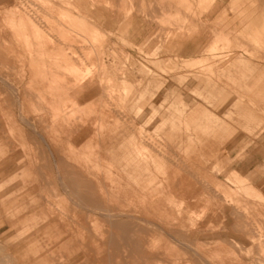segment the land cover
Returning <instances> with one entry per match:
<instances>
[{
  "label": "rangeland",
  "instance_id": "obj_1",
  "mask_svg": "<svg viewBox=\"0 0 264 264\" xmlns=\"http://www.w3.org/2000/svg\"><path fill=\"white\" fill-rule=\"evenodd\" d=\"M19 14L26 23H16ZM0 36L6 48L0 57V155L25 161L26 153L34 154L20 120L26 109L23 85L36 66L30 60L38 59L29 56L28 44L33 52L52 44L67 57H81L86 73L100 58L107 66L116 61L132 68L135 99L138 85H148L151 110L140 124L153 127H136L144 150L156 157L151 177L158 179V185L140 191L129 188L109 164L115 155L97 149L93 180L107 186L99 191L109 197L112 218L127 217L129 228L123 231L87 206H76L54 168L26 170L14 159L12 172L0 178V218L10 232L0 234V264H125L126 239L156 248V264H221L217 250L230 259L227 264H264V0H17L0 3ZM117 93L105 98L108 105L94 127L97 143L106 122L117 119L125 127L140 119L133 97L125 101ZM99 95L82 106H96ZM31 102L30 109L39 107ZM92 114L80 108L66 118L76 131ZM113 134L130 138L122 127ZM75 147L83 182L90 152L82 142ZM168 169L172 176L181 173L189 184L187 200L197 212L205 207L209 216L191 219L176 207L167 214ZM85 197L86 190H79L78 198ZM170 223L184 224L185 234L166 230ZM200 224L222 235L192 237ZM107 234L113 235L111 247L104 245Z\"/></svg>",
  "mask_w": 264,
  "mask_h": 264
},
{
  "label": "crops",
  "instance_id": "obj_2",
  "mask_svg": "<svg viewBox=\"0 0 264 264\" xmlns=\"http://www.w3.org/2000/svg\"><path fill=\"white\" fill-rule=\"evenodd\" d=\"M11 1L16 2L17 0H0V3L5 2L8 5ZM23 17L24 16L19 14L16 23H18L19 20L20 22L22 21L26 23L27 20ZM10 21L14 20L12 19ZM13 31L18 35L17 31ZM0 41L3 45L5 44V38L2 36H0ZM28 45L29 56L32 58L35 54L38 59L30 60L31 63H34L35 61L36 66L32 69L27 81L24 82L22 89L23 94H21V100L23 99L22 103L26 108L23 112L28 115V118L25 119L24 116H22L24 113L21 112L20 120H22L27 126V128L23 130V136L27 141L30 140L31 144L35 146L33 149L34 154L33 156H30L26 153L24 161L20 159L21 157L19 156H15V158L13 155L3 157V154L1 153L0 178L5 179L7 174L12 172V163L14 159H20L19 162L23 164L26 170L40 171L43 168L51 169L52 167L55 169L57 178L63 188H66L70 192L69 198L76 206H87L88 211H91L96 215H102L108 219L111 223V228L119 227L123 229V231H126L129 228L127 217L120 213L112 219L111 202L109 197L105 196L104 192H101L100 194L99 191L106 189L107 186L101 181L93 180V174L96 170L92 167L98 165V162L94 160V158L97 157L98 152L101 151V154L107 152L115 155L114 161H110L109 164L112 165L113 168H116L122 177V181L127 184V187H132L135 190L140 191V188L142 187L158 185V179L155 178L153 181V178L151 177L154 171L153 169L156 168V157L154 154L144 150L142 140L136 127L141 126L145 131H150L153 127H147L145 129V127L140 124V121H144L151 110L152 99L147 92L148 85H146V83H140L141 85L137 84L139 96L135 99L131 91L134 89L133 84L138 82V80L136 79L135 72L132 68L127 69L124 66L118 67L116 61H112L111 64L107 66L106 62L100 58L97 63L94 64V68L89 69V73H86V65L83 63L81 57L75 59L67 57L63 54L64 52L61 50H59V52L58 49H56V46H53L52 44H50V46L43 44L34 52L30 48L31 44ZM4 50H6V48L0 44V57L4 56L2 53ZM45 56H47V59ZM72 68L74 70L79 68V73L77 74V72H74V74H71ZM20 69L21 75H24V69L22 67ZM149 71L150 69L148 67L142 69L144 74H148ZM161 84L162 83L159 82L156 85L157 94L155 96V101L158 103L157 110L159 118L157 122L160 123V126L163 125L165 118ZM80 86H82V88L79 90ZM58 88H60V90H58ZM115 90L118 92L117 94L121 100L126 101L133 97V99L130 100H135V102H133L135 104L132 106H135L139 111L138 117L140 119L131 121L128 124L126 123L125 127L123 126V123L118 126L117 124L119 121L117 119L114 120L113 125L110 123L107 124L106 122L105 124L107 128H105L103 133H99V140L97 143L94 131L95 123L97 121L101 122V115L103 114L102 107L108 105L105 98L115 96L113 95V91ZM147 93L148 95H146ZM97 94L100 95L97 98L99 102L96 106L95 102L86 107L82 106ZM23 97H26V99ZM27 99L29 100L27 101ZM32 100L38 102V108H35L34 106L31 109L29 108L30 104L32 105ZM99 107H101L100 111L98 110ZM80 108H88L93 114L87 122L79 126L75 131L74 125L70 123L66 117L69 113L78 111ZM39 124H42L43 127H40ZM110 125L112 127H110ZM117 127L124 128L127 133L130 131L128 142L124 141V138H122V140L116 136V134H113V129H117ZM79 142H82L84 150L90 152L87 156H89L88 159L91 161V169H85L83 182H78V175H80L82 171L79 169L80 167L77 166L75 143ZM163 143L166 146L165 140H163ZM97 149H99V151ZM9 151L12 152L13 149H10ZM169 167V169H171L170 165ZM169 169L164 182L166 185L164 197L167 201V214L173 209V207H176L180 212L185 209L184 212H186L191 219L194 217L193 215L198 216L201 214L204 216L208 213L209 216V212L206 211L205 207H202L199 212L195 210L190 201L187 200L186 196L189 184L182 176L180 178V172L172 176L170 170L169 175ZM81 189L86 190V197L79 199L78 191ZM95 190H97L96 196L94 192ZM230 212H235V209L232 208V206ZM82 213L83 212H79L80 215ZM135 214L140 215L141 212L136 211ZM3 222L5 223L4 219L0 218V234L3 237H6L10 234L8 230L9 224L5 223L2 225L1 223ZM114 222H116V224ZM185 228L186 226L184 224H174V226H172L170 223L169 228L166 230L175 234H185ZM207 231L208 230L203 228V224H200L199 227L192 231V234L194 235L191 234V236L217 238L219 235H222L221 233L216 234V232L215 235L214 232L210 233ZM105 236L104 245H109L111 247L113 244V235L107 234ZM125 244L127 247H125L126 250L124 249L126 252L125 264L158 263V261H156L157 251H149L144 246L145 243L141 241L130 243L129 239H126ZM138 250L141 252L139 253ZM214 253L215 257L221 264H227L230 261L228 257L226 258L225 255L222 254V252L217 250ZM153 254H155V256ZM181 255L183 254L181 253ZM220 259H223L224 261Z\"/></svg>",
  "mask_w": 264,
  "mask_h": 264
},
{
  "label": "bare ground",
  "instance_id": "obj_3",
  "mask_svg": "<svg viewBox=\"0 0 264 264\" xmlns=\"http://www.w3.org/2000/svg\"><path fill=\"white\" fill-rule=\"evenodd\" d=\"M36 76H37V75H36ZM32 78H33V77H32ZM30 81H31V80H30ZM49 86H50V85H49ZM51 89H52V88H51ZM58 90H60V88H58ZM22 94H23V93H22ZM24 94H25V93H24ZM25 96H26V95H25ZM23 98L26 99V97H23ZM22 100H23V99H22ZM28 100H29V99H27V101H28ZM30 100H31V99H30ZM27 101H26V102H27ZM22 116H23V115H22ZM61 129H62V127H61ZM103 163H104V162H103ZM93 175H94V174H93ZM120 179H121V178H120ZM114 213H115V212H114ZM112 214H113V213H112ZM114 217H115V216H114ZM112 219H113V218H112ZM118 220H119V219H118ZM114 221H115V220H114ZM114 223L116 224V222H114ZM164 231H165V230H164ZM165 232H166V231H165ZM138 239H139V238H138ZM132 240H133V239H132ZM132 240H131V241H132ZM140 240H141V239H140ZM140 240H139V241H140ZM141 241H142V240H141ZM216 241H217V240H216ZM216 241H215V242H216ZM134 243H135V242H134ZM143 243H145V242H143ZM145 244H146V243H145ZM145 244H144V245H145ZM147 244H148V243H147ZM150 244H151V243H149V245H150ZM138 245H140V244H138ZM129 246H130V245H129ZM134 246H135V245H134ZM147 246H148V245H147ZM138 248H139V247H138ZM142 248H143V247H142ZM142 248H141V249H142ZM133 249H134V248H133ZM125 250H126V249H125ZM135 250H136V249H135ZM143 250H144V249H143ZM155 250H156V248H155ZM133 251H134V250H133ZM138 251H139V250H138ZM140 252H141V251H139V253H140ZM143 252H144V251H143ZM216 253H217V252H216ZM141 254H142V253H141ZM144 254H146V253H144ZM155 254H156V253H155ZM155 254H153V255L155 256ZM213 254H214V253H213ZM177 255H178V254H177ZM218 255H219V253H218ZM149 256H150V255H149ZM142 259H143V258H142ZM144 259H145V258H144ZM146 260H147V259H146ZM217 260H218V259H217ZM220 260L224 261L223 259H220ZM147 261H148V260H147ZM139 262H140V259H139ZM148 262H149V261H148ZM225 263H226V261H225Z\"/></svg>",
  "mask_w": 264,
  "mask_h": 264
}]
</instances>
